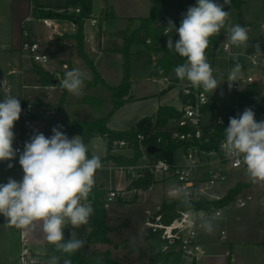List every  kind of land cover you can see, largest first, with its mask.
I'll return each mask as SVG.
<instances>
[{
	"label": "clouds",
	"instance_id": "obj_1",
	"mask_svg": "<svg viewBox=\"0 0 264 264\" xmlns=\"http://www.w3.org/2000/svg\"><path fill=\"white\" fill-rule=\"evenodd\" d=\"M230 4L231 0H224L223 5L216 0H197L188 8L179 28L169 20L164 32L169 36L167 47L186 58L185 63L174 69L180 81L212 93L220 84L206 56L210 38L226 28L231 45L247 44V29L239 24L231 25L229 11L224 10V5ZM173 30L179 35L174 48L170 35ZM240 72L241 65L237 61L228 76L229 89L239 79ZM85 79L84 72L74 68L65 73L60 83L69 93L80 95ZM21 112L17 97L9 95L0 102V162L13 160L17 155L18 149L13 148V128ZM59 127L62 126L52 129L50 138L37 132L25 143L19 156L22 180L17 182L9 178L7 183L0 184V215L18 229L28 232L38 229L57 251L71 256L84 246L85 241L73 233L65 240L63 230L69 225L79 228L89 222L94 209L88 198L96 182V173L103 165L100 156L89 157L88 146L81 136L69 139ZM224 131L222 148L226 155L234 158L237 165H245L253 184L264 183V121L257 122L253 110L246 108L238 118L230 117ZM12 166L8 165L9 168ZM169 195L191 207L190 194L184 189L173 187ZM185 220L189 228L199 221V227L207 233L215 230L211 219L196 213L190 212ZM57 260L53 256L50 264H57ZM63 264L72 262L64 259Z\"/></svg>",
	"mask_w": 264,
	"mask_h": 264
},
{
	"label": "rangeland",
	"instance_id": "obj_2",
	"mask_svg": "<svg viewBox=\"0 0 264 264\" xmlns=\"http://www.w3.org/2000/svg\"><path fill=\"white\" fill-rule=\"evenodd\" d=\"M7 0H0V19L1 16L8 10V5H6ZM181 0H165L162 3V7L165 9H176L179 6ZM185 1V0H184ZM188 1V0H187ZM196 1L190 3V6H194ZM220 4L223 5L224 0H220ZM93 10L92 17L100 19L102 17L103 8L105 6L104 0H92ZM189 5L184 7L182 13L185 15L187 13ZM228 5H224V10ZM73 9H70L66 12H71ZM229 21L232 25L239 24L245 27L248 31V42L245 46L236 47L230 44L228 40V31L221 29L219 35L213 36L212 41L209 44L210 56L212 57V47L214 44L215 50H213V58L209 63L213 69V75L220 84L218 88L209 92L210 99L215 101V106L209 110L205 119L212 120L217 115H226L229 112V104L235 101L237 98L234 93H232L225 81H228V76L230 70L235 66V63L238 61L241 65V72L239 78L246 77L248 75L264 77V69L259 66H252L250 61L251 57L254 55H259L264 58V0H244V3L236 8L229 7ZM32 14L30 17L32 18ZM27 22V21H26ZM89 22V21H88ZM87 22V23H88ZM90 23V22H89ZM41 24V23H40ZM104 20H99L95 27H92L97 30L99 26L106 27L108 24ZM90 27V26H88ZM44 28L43 34H40L41 38L44 37L45 40L40 39L43 43L48 45V48L54 52L58 48L55 46L57 43L56 36L51 35L49 31ZM46 32V34L44 33ZM34 36V33L32 31ZM11 37V36H10ZM37 38V37H36ZM229 43V49L225 48L226 44ZM257 45L259 48H257ZM137 45L132 46L133 54L131 56L132 70L130 79L133 81V90L142 86L143 89H150L154 94L150 97L141 98L138 101L132 95L133 102L123 108H120L111 118V125L115 128H125L131 125H134L135 122L143 117L152 115L158 107L160 102H166L168 105H172L176 108L182 106L180 99V89L182 88L183 81L175 80L176 76H167L169 79L177 81L175 88L171 90H164V93L158 92L159 84L156 82H147L144 83L149 72L152 69L153 63L149 55L145 53L137 52ZM109 57H102L98 60V67L101 69L103 74L110 79L109 81L115 82L117 72L121 73L122 71V59L116 54H110ZM13 59L20 61L21 67L26 66L24 70V76L29 83H33V75H28L27 70L33 67V61L24 54L22 49L16 51ZM0 60L2 63H6L7 60H12L10 56H1ZM79 68L82 72L87 75L94 77V73L91 71L90 67L85 61H79ZM1 71V69H0ZM3 71V70H2ZM1 71V72H2ZM26 71V72H25ZM91 77V78H92ZM116 83V82H115ZM261 84V83H260ZM258 84L260 90H264L263 84ZM21 91V85L19 82L15 83L12 88V95L16 97ZM11 92V91H9ZM88 94L100 99V103L96 104L91 113H94L97 116H105L111 107L110 93L108 89L102 85L98 84L94 87H91L88 91ZM70 95V94H69ZM138 95L139 92H138ZM8 96L6 85L2 81L0 82V102ZM32 104L33 102L22 101L21 105ZM68 108L73 112H78L74 97L70 95L67 98ZM90 112V111H89ZM62 113L56 110L54 107H44V106H33V112L30 117L35 128L37 129L38 125L45 124L46 126H55L62 119ZM20 120L22 122V116L20 115ZM256 121H264V112H258L256 115ZM33 133V132H32ZM46 137L50 138L53 133H43ZM67 135V134H66ZM69 139L78 136V135H67ZM89 152L93 155L101 156L103 158L107 153V144L104 138L101 137H92L87 143ZM14 148V146H13ZM128 149V148H127ZM121 151H113L111 154L116 157L123 156ZM127 154H132V150L129 148ZM89 155V154H88ZM89 157H91L89 155ZM181 152L178 153V156L175 157L176 161H180ZM108 161V165L111 164L113 169L105 167L104 169L98 170L95 176V185L94 187L103 189V192L108 190V188L100 187V180L97 179L99 175L104 174L106 177V186L110 188H118L123 186L125 183V178L128 180V176L125 171H123V165L112 164V161ZM102 162V160H101ZM103 165V166H108ZM124 175V176H123ZM8 177L6 173V164L5 161L0 162V184L3 183ZM125 177V178H124ZM237 182H242L243 187L241 191L234 197L233 200L228 202L225 205L223 211V217L211 219L215 230L212 232L214 234L219 233L220 229L225 225H231V221L235 218H238L239 221H245L248 217L245 213V210L251 208L255 204H261L264 206V183L253 184L249 177L240 175L236 173V176L228 179L225 182L218 183L215 185L211 193L216 197H225L232 188L237 185ZM173 187H177L174 180L166 181L164 183H157L151 192H144L140 197L134 202L128 203H111L110 204V213L111 216L108 218L107 215V224L110 227L109 238L110 243L106 244H96L92 246V249L97 251L110 250L113 258H115L120 264H146L149 260L150 252L148 244L146 242V231L148 228L147 223L150 221V217L157 213L161 204L164 200L173 201L169 192ZM248 195H252L253 199L247 202L246 207L239 205L240 198H246ZM93 205V203H92ZM107 208V207H106ZM108 213V211H107ZM4 222L0 223V264H21L20 256L22 252V232L21 229L16 228L13 225L7 223L6 218ZM251 221L255 224L263 223L264 220L261 219L258 212L254 214L253 217H250ZM229 219V222L227 221ZM93 227V222L84 227L74 228V235L76 238L84 239L90 233ZM233 230H237V226L234 224L231 226ZM203 230V229H202ZM32 241L29 242V247L32 249V252L38 257L41 264H50L51 259L46 258L49 244L45 239L41 231L33 230L30 231ZM249 236V235H247ZM251 237V235L249 236ZM57 264H61L57 262Z\"/></svg>",
	"mask_w": 264,
	"mask_h": 264
},
{
	"label": "built area",
	"instance_id": "obj_3",
	"mask_svg": "<svg viewBox=\"0 0 264 264\" xmlns=\"http://www.w3.org/2000/svg\"><path fill=\"white\" fill-rule=\"evenodd\" d=\"M80 7L74 8L69 13L78 14ZM28 17L26 20H32ZM49 31L51 35L63 37L65 34H74L77 31V23L75 20H65L61 18L43 17L34 18ZM92 26L98 22L97 18L88 19ZM212 41V37L209 40V44ZM229 43L226 44L229 49ZM21 49L26 56H28L35 63L46 66L50 62V55L46 50L45 45L38 39H36L28 25L23 26L22 30V42ZM206 56L208 62L212 61L210 56L209 47L206 50ZM252 66H259L264 69V58L259 55L251 57L250 61ZM68 64H63V69H68ZM55 77L58 79V83L61 86V81L64 76L60 73H56ZM146 80H152L159 84L160 92L164 90H171L175 88L174 85L177 81L169 79L168 77L157 78L151 74H148ZM182 88L180 89V99L182 106L178 108L181 111L180 118L171 122L170 135L174 141H186L190 142L181 152L180 161H170L167 158L146 157L141 162L134 165L123 166L122 169L128 176V184L118 188H111L106 191L103 197V202L107 207L111 203H128L137 200L144 192H151L153 187L143 190L129 184L136 179L143 178L146 172L153 174L154 180L157 183H164L166 181L174 180L177 187L184 189L190 194V202L193 204L201 203L203 201H214L223 198H216L212 193V188L218 183L225 182L228 179L236 176V173L248 177L246 168L243 163L237 165L234 158L226 155L222 144L225 141V137L221 138L217 145L213 147H207L211 144L214 134L218 132V129L223 125L231 116L238 118L240 114L246 108L252 110L254 106V98H262L264 101V90L258 88V84L261 83L259 76L248 75L246 77L239 78L236 82L232 83L231 89L227 80L228 89L236 95L235 101L229 104V112L226 115H217L212 120H206L205 117L209 110H211L216 102L210 99L209 91L203 88L192 87L187 81H183ZM251 85H255L258 89L257 92L243 101L240 99V93H243ZM261 85V84H260ZM22 112V126L21 133L15 135L14 149L17 151V164L16 175L12 179L17 182L22 180L23 170L19 164V156L24 150L26 142H30L31 132L35 129L30 117L33 112V105L28 103L21 105ZM264 112L259 110L255 113V119L258 112ZM139 142L146 140V135L143 133L137 136ZM121 145H125V142H120ZM117 151V150H115ZM9 180V179H8ZM6 181V183L8 182ZM252 195H248L246 198H240L239 205L244 207L248 201L252 200ZM179 201V200H177ZM91 204L92 200H88ZM93 207V205H92ZM225 206L211 205L208 207L192 206L178 212L177 217L169 224H164L160 221V216L156 217L155 222L149 221L148 227H151L153 231L160 230V237L163 241V250L172 252L170 261L167 264H202L203 259L207 255L206 250L200 244L199 236V221L193 228H189L185 220L190 212L198 214L199 217L206 219H215L223 217V211ZM93 222V214L89 219V222L81 227L87 226ZM22 232V252L20 256L21 264H41L38 257L32 252L29 247V242L32 241L30 232L21 230ZM221 238L225 240L227 234L225 230L221 231ZM227 255L230 254L227 251Z\"/></svg>",
	"mask_w": 264,
	"mask_h": 264
},
{
	"label": "trees",
	"instance_id": "obj_4",
	"mask_svg": "<svg viewBox=\"0 0 264 264\" xmlns=\"http://www.w3.org/2000/svg\"><path fill=\"white\" fill-rule=\"evenodd\" d=\"M164 1L165 0H154L153 10L147 17L119 19L114 16V14H110V18L117 19L125 25L124 28L120 30L119 37L121 43L119 48L109 49L110 52H117L122 57L123 78L121 83L117 86H112L104 80L97 70L94 60L86 51L85 25L92 16L91 0H80L77 7H80L81 10L78 14L68 13L54 8H40L38 6H35L33 9L34 15L38 18L53 17L76 21L77 31L74 34H65L61 38H68L75 41L76 53L85 59L94 73V80L91 84H102L111 92L112 106L104 117L94 118L87 122L70 121L65 129L67 132L80 135L86 145L92 137L100 135L105 136L107 139V153L101 158L102 161L110 160L117 165L123 166L137 164L146 157L167 158L170 161H174L179 152H182L186 147L192 144L186 141H174L171 139V122L180 118L181 111L168 104L159 105L153 115L142 117L129 129L114 130L109 127L112 116L125 104L133 101L131 95L132 81L130 79L133 45L141 44L144 46L146 52L160 55L153 66V74L157 78L172 75L175 77V67L186 62V58L181 57L174 50L168 49L167 41L169 36L164 35L169 20L173 22L175 28H179L184 14H161L162 3ZM243 3L244 0H231V4L227 6L225 11H227L229 7L238 8ZM170 35L174 48L175 42L179 39V35L175 30H173ZM33 69L39 76L37 81L42 85H47L54 79L49 72L45 71L37 64H34ZM175 80L179 79L175 78ZM257 90L255 85L249 86L245 92L240 93V99L243 101L245 98L253 96ZM252 100L257 109H264V101L262 98H254ZM229 119L219 127L218 132L214 134L212 138L211 144L206 145L207 147L217 145L218 141L225 137L224 129L229 126ZM140 133L146 135V140L143 142H139L137 138ZM122 141L126 144L121 145L120 142ZM151 145L157 146L159 151L155 154H148L146 148ZM122 148H131L133 150V156L127 158L125 156L116 157L111 154L113 151ZM88 154L92 156L90 152H88ZM155 184H157V182L154 180L153 174L146 172L143 178L133 180L129 184V187L134 186L146 190ZM242 187L243 183L237 182V185L232 188L225 197L209 202L191 203V207H208L211 205L225 206L234 199L241 191ZM104 196L105 191L103 192V189H98L96 187H93L89 195L88 200H92L94 209L93 227L87 237L83 239L85 241L84 246L76 253L68 256L67 254L57 251L53 245L48 243L49 247L46 258L52 259V257L55 256L58 258L57 262L61 264H63L64 259H70L72 264H120L113 258L110 250L97 251L92 249L93 245L111 242L109 238L110 227L107 224L108 213L105 203L103 202ZM187 208L189 207L183 205L180 201L173 200L168 202L164 200L157 213L150 217V221L155 222L156 217L160 216V221L162 223L169 224L177 217L180 210ZM160 234V230L153 231L151 227L147 228L146 242L148 244L150 256L146 264H167L171 259L173 253L162 249L163 241ZM70 238L64 239L68 240Z\"/></svg>",
	"mask_w": 264,
	"mask_h": 264
},
{
	"label": "crops",
	"instance_id": "obj_5",
	"mask_svg": "<svg viewBox=\"0 0 264 264\" xmlns=\"http://www.w3.org/2000/svg\"><path fill=\"white\" fill-rule=\"evenodd\" d=\"M104 1H105V6L103 8L102 17L100 19L98 18L97 19L98 21L101 19L104 20V22L107 23L108 26L106 27L99 26V28H97L96 30L92 27H95L97 24L92 26L87 21L88 23H86L85 25L86 51L89 54V56L94 60L95 66L99 71V73L101 74V76L104 78V80L112 86H117L121 83L123 78L122 63H121L122 71L121 73H119L118 71L115 78L116 83L109 81L110 79H108V77L103 74V72L101 71V69L98 67L97 64L100 58L109 57L108 55L110 54H116L119 57H121L119 53L110 52L109 49L119 48L121 43L119 37L120 30L123 29L125 25L122 24L119 20L112 19L109 16L112 13L114 14V16H116L119 19L147 17L151 14L153 10L154 0H107V1L104 0ZM216 2L219 4L221 3L220 0H216ZM79 3L80 0H7L5 3L6 5H8V10L1 16L0 19V57L3 55L10 56L12 60H7L6 63H2V61L0 60V69L1 71L3 70L2 72L0 71V82L2 81L3 83H5L8 96L9 95L13 96L12 95L13 85L19 82L21 85V91L16 95V97L20 100V102L29 101V102H33L32 103L33 106L39 105L44 107H54L63 115L61 121H59V123L56 124L55 126H51V125L46 126L45 124H43L41 125V127H39L40 125H38L37 129L35 128L33 130V133L31 132L30 140L35 133L37 132L52 133V129L58 126H62L59 127V130L67 135L68 134L78 135L65 131L67 124L70 121L87 122L93 120L94 118L104 117V116H97L94 113H91L92 108L96 104L100 103L99 98L88 94L90 88L95 86L91 84V82L94 80V77L84 73L86 79L84 81V87L80 95H74L69 93L66 89H64L59 85L58 79L57 77H55L56 73H60L62 76H64L67 71H70L74 68H78V69L81 68L79 66V61L80 60L85 61L83 57L79 56L76 53L75 41H73L72 39H68V38L65 39V38H61L60 36H56L57 43L55 44V46H57L58 49L54 52H52L48 48V45H46V43H43L41 41L45 45L46 50L50 55V62L46 66H42L41 64L35 63L33 61V67L34 64H37L54 77V79L47 85H42L37 81L39 79V76L35 73L33 67L29 69V71L27 70L28 75L31 74L33 75V83L32 84L29 83V81H27L25 78L26 76H24L23 69H25L26 66L21 67L22 65L21 60L17 61L12 58V56H14L16 51L21 48L22 30L24 25H28L31 28V31H33L34 33V37L35 38L37 37L36 39L45 40L44 37L41 38L40 36V34H43L42 32L44 31V28H41L43 27V25L40 24L36 19H34L37 18L34 15V10H33L35 6H38L40 8H54L57 10L68 11L70 9L76 8L79 5ZM190 3L191 2L187 0L185 1L181 0L179 6L176 7V9H165L162 7L161 14H166V13L174 14V15L181 14L183 8L187 7L188 5L190 6ZM91 10H93L92 0H91ZM32 12L34 15L32 17L33 19L29 21L26 20L28 17H30V14H32ZM91 18L93 17L91 16ZM44 33L46 34V32ZM136 45L138 46L136 51L149 55L152 62L155 63L156 60L160 57L159 54H151L146 52L143 45L141 44H136ZM215 46H217V44H214L212 47L211 58H213V50H215L214 48ZM63 64H68L69 68L64 70ZM153 66L149 74L154 76ZM151 81L152 80L148 81L145 79L144 83L146 84L147 82H151ZM261 84L264 85V77L261 78ZM132 86H133V81H132ZM138 92L140 95H138ZM158 92H160L159 88H158ZM109 93L111 100V92L109 91ZM69 94L72 97H74V101L76 104V108L78 109V112H73L68 108L67 98L70 97ZM131 94L137 99L136 101H138L141 98L150 97L154 93L152 92V90L150 91V89H148L147 87L146 89H143L142 86H139V88L136 89V92L131 87ZM133 102L127 103L124 106H127ZM162 104H166V102L164 101L160 102L158 106ZM111 106H112V100H111ZM141 118H139L138 120H140ZM138 120L135 122V124L138 122ZM134 125L118 129L112 127L111 123H109V127L114 130L129 129ZM22 129H23L22 122L19 119L17 122H15L13 128L14 134L18 135L19 133H21ZM96 137L104 138L107 144V139L105 136L100 135ZM13 146H14V141H13ZM128 149L122 148L119 149V151H121L120 153L123 156L130 158L133 156V150L130 148L132 150V154L129 155L125 153L127 152ZM107 162L108 161L106 160L102 161V165H108ZM113 163L114 162H112V164ZM5 164H6V173L8 177L6 180L3 181L2 184H5L9 178H12L16 175L15 169L17 164V156L13 160L5 161ZM9 164H12L13 166L9 168L8 167ZM105 167L109 169L114 168L113 166H111V164L108 166H103L102 169H104ZM97 179L101 181L100 187L111 189L110 187L106 186L105 183L106 177L104 176V174L99 175ZM127 184H128V180H126L125 178V183L123 186ZM262 198H264V196ZM246 205L244 206V208L246 207ZM109 208H110V204L107 206L108 218H110L111 216ZM255 212L256 213L258 212L259 216H261V219L264 220V206L261 204H255L251 208L245 210V213H248L246 215V217L248 218L245 220L248 222L247 224L241 220L239 221L238 219L239 217H238L230 222L231 225L229 226L225 225L220 229V232L216 234L214 233L209 234L206 231L202 230V228H199L198 239L200 244L204 247V249L207 252V255L203 259L202 264H264V222L262 224L259 222L255 224L253 221H251L250 217H253ZM227 221L229 222V219ZM233 224L234 226H237V230H233V227L231 228ZM66 228H70V234L75 233L74 228H72L70 225L67 226ZM222 230H225L227 234V238L225 240H222L221 238ZM247 235L249 236L251 235V237ZM227 251H229L230 254L232 255H227Z\"/></svg>",
	"mask_w": 264,
	"mask_h": 264
},
{
	"label": "water",
	"instance_id": "obj_6",
	"mask_svg": "<svg viewBox=\"0 0 264 264\" xmlns=\"http://www.w3.org/2000/svg\"><path fill=\"white\" fill-rule=\"evenodd\" d=\"M189 2H193L196 0H188ZM258 111L257 108L253 109V112L256 113ZM146 151L148 154H155L159 151V148L157 146L151 145L149 147L146 148ZM4 218L0 217V222H3ZM64 238H70L71 234H70V228H65L64 230Z\"/></svg>",
	"mask_w": 264,
	"mask_h": 264
}]
</instances>
